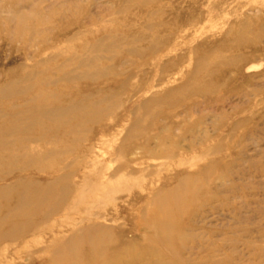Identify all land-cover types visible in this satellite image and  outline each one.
Wrapping results in <instances>:
<instances>
[{
    "label": "rangeland",
    "instance_id": "rangeland-1",
    "mask_svg": "<svg viewBox=\"0 0 264 264\" xmlns=\"http://www.w3.org/2000/svg\"><path fill=\"white\" fill-rule=\"evenodd\" d=\"M4 141L0 264H264V0H0Z\"/></svg>",
    "mask_w": 264,
    "mask_h": 264
},
{
    "label": "bare ground",
    "instance_id": "bare-ground-1",
    "mask_svg": "<svg viewBox=\"0 0 264 264\" xmlns=\"http://www.w3.org/2000/svg\"><path fill=\"white\" fill-rule=\"evenodd\" d=\"M71 110L80 111V109L78 108V105H76V106H67V107L62 108V109H57V110H55L53 112H51L49 110H47V111H43L42 110V112H40L42 114L38 113L37 111L30 112V114L35 119L34 124L37 123L38 125H40L41 123L38 122L39 121L38 119L42 118L43 116L45 118H48V119H50L52 117H55L57 119H61V118L64 117V115H67L68 111H71ZM16 126H17V129H19L17 131H19V132L21 131V133H24V132L26 133L27 132V130H24L23 128H21V124L20 125H16ZM26 129H28V128H26ZM2 138H4V137L2 136ZM0 147H2V148L7 147L6 142L5 141L4 142H0Z\"/></svg>",
    "mask_w": 264,
    "mask_h": 264
}]
</instances>
